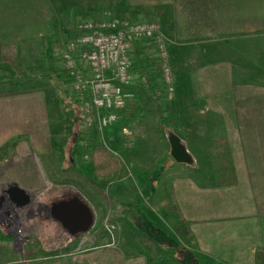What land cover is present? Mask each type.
<instances>
[{"label": "rangeland", "instance_id": "rangeland-1", "mask_svg": "<svg viewBox=\"0 0 264 264\" xmlns=\"http://www.w3.org/2000/svg\"><path fill=\"white\" fill-rule=\"evenodd\" d=\"M14 1L22 0L0 3ZM127 3L131 0H45V10L40 8L44 14L39 15L44 19V31L40 23L39 33L28 35L27 40L43 38L44 42L23 45L22 58L28 74L21 75L13 55L9 58L12 91L43 92L45 101L55 106L53 117L48 118L55 126H51L47 144L42 101H16L13 119L9 123L0 120V136L5 130L22 128L29 130L33 139L27 153L24 148L21 153L17 150L19 142L0 147V165H5L0 169V233L6 236L0 238V264H184L183 260L190 257L187 251H193L192 245L187 248L190 243L185 245L174 233L164 195V188L172 185L174 201L182 212L174 185L180 170L171 156L169 143V135L179 132L180 119L186 113L180 104H175L177 79L181 81L178 71L175 74L171 66L175 93L170 95L164 83V61L159 49L148 41L133 39L132 86L127 106L111 125H103L93 113L87 87L93 77L87 60L91 49L77 41V27L88 21L113 19L135 23L122 16ZM30 32L36 31L26 34ZM0 41L17 40L0 37ZM163 41L167 48L164 35ZM214 42L201 41L200 45L207 47ZM16 46L11 48L15 50ZM3 52L0 48V54ZM167 55L171 65L168 48ZM66 56L71 57L73 69L67 68ZM189 56L186 62L179 59L183 73L195 72L202 64L195 54ZM206 56L213 60L223 57L214 51ZM220 64L212 63L207 70L213 71ZM76 75H80L83 87L76 83ZM17 77L23 80L17 82ZM249 81L264 87V76L256 75ZM254 95L260 100L259 92ZM207 112V108L202 109V113ZM173 119L178 126L172 127ZM98 142L117 157L118 168L112 175L98 177L93 172L92 148ZM3 178L9 182L5 183ZM14 184L30 195L27 207L20 208L10 199L9 190L17 186ZM75 198L91 208L94 225L88 233L73 236V243L69 244L66 229L49 210ZM136 236H142V240L135 239Z\"/></svg>", "mask_w": 264, "mask_h": 264}, {"label": "crops", "instance_id": "crops-1", "mask_svg": "<svg viewBox=\"0 0 264 264\" xmlns=\"http://www.w3.org/2000/svg\"><path fill=\"white\" fill-rule=\"evenodd\" d=\"M40 8L45 10V0L0 3V37L17 40L0 41L4 50L0 54V120L9 123L13 119L16 101H42L49 144L55 123L48 118L53 117L55 106L45 101L41 91L14 93L9 61L13 55L20 70L19 46L30 39L28 35L39 33L40 23L44 31V19L39 16L44 12ZM121 13L135 23L159 25L168 41L170 66L181 79H177L175 104H180L186 113L175 133L194 160L191 165L176 163L180 176L174 179L183 216L192 223L187 248L192 245L193 251L186 250L190 257L183 260L184 264H258L257 253L264 248V87L249 79L264 76V0H131ZM33 30L36 32L26 34ZM201 41L215 42L204 47ZM15 44L14 50L11 47ZM211 51L220 52L223 57H207ZM188 53L195 54L202 64L195 72L183 73L181 61L190 58ZM212 63L222 64L213 71L207 70ZM255 92L261 94L260 100ZM58 104L57 110L61 108L60 100ZM204 108L207 113H202ZM173 120L172 127L178 126ZM29 133L22 128L5 130L0 136V147L19 142L17 150L21 153L24 148L27 153L28 143L33 140ZM215 137L228 139L238 178L234 187L214 186L215 166L209 143ZM4 167L0 165L1 170Z\"/></svg>", "mask_w": 264, "mask_h": 264}, {"label": "built area", "instance_id": "built-area-1", "mask_svg": "<svg viewBox=\"0 0 264 264\" xmlns=\"http://www.w3.org/2000/svg\"><path fill=\"white\" fill-rule=\"evenodd\" d=\"M77 31L80 34L77 41L91 49L87 54V60L93 77L87 82V87L90 90L93 113L99 117L103 125L116 123L119 113L127 106L129 89L132 86L130 47L133 39L156 45L164 61L163 77L166 90L170 95L175 93L173 73L159 25L113 19L88 21L80 24ZM66 59L67 68L73 69L71 57L66 56ZM76 76L78 77L76 83L80 82V86L83 87L80 75ZM67 234L68 243H73L71 239L73 236L68 232Z\"/></svg>", "mask_w": 264, "mask_h": 264}, {"label": "trees", "instance_id": "trees-1", "mask_svg": "<svg viewBox=\"0 0 264 264\" xmlns=\"http://www.w3.org/2000/svg\"><path fill=\"white\" fill-rule=\"evenodd\" d=\"M41 41H25L23 45L31 42H44L43 38L37 39ZM23 45L19 46V68L21 75H27V71L23 68L22 50ZM46 77V76H45ZM23 79L17 77L15 81L20 82ZM175 123L176 121L173 120ZM66 140L64 139L63 142ZM210 147L215 164L216 188L234 187L237 184V174L232 156V151L226 137H215L210 141ZM93 172L99 176H109L117 171V157L115 153L110 151L103 143L98 142L92 148ZM164 195L166 198V208L169 212V220L171 227L176 236L185 244L190 243V236L192 234V223L184 218L182 212L174 201L173 186L164 188ZM145 236V235H143ZM2 233L0 238L4 239ZM135 239L141 241L142 236H136ZM147 239V238H145ZM150 239V238H149ZM259 264H264V249L257 253Z\"/></svg>", "mask_w": 264, "mask_h": 264}, {"label": "water", "instance_id": "water-1", "mask_svg": "<svg viewBox=\"0 0 264 264\" xmlns=\"http://www.w3.org/2000/svg\"><path fill=\"white\" fill-rule=\"evenodd\" d=\"M169 143L171 156L177 164L191 165L193 163V157L186 146L181 143L180 138L173 132L169 135ZM9 196L20 208H25L31 203L30 195L19 187L11 188ZM50 210L55 211L53 215L55 219L72 236L86 234L94 225V213L91 208L77 198L61 202Z\"/></svg>", "mask_w": 264, "mask_h": 264}, {"label": "bare ground", "instance_id": "bare-ground-1", "mask_svg": "<svg viewBox=\"0 0 264 264\" xmlns=\"http://www.w3.org/2000/svg\"><path fill=\"white\" fill-rule=\"evenodd\" d=\"M49 211H51L53 213V215L55 214V211H53V210H49Z\"/></svg>", "mask_w": 264, "mask_h": 264}]
</instances>
